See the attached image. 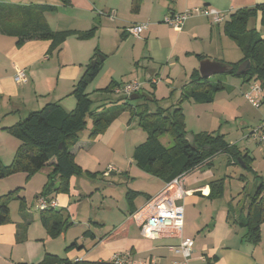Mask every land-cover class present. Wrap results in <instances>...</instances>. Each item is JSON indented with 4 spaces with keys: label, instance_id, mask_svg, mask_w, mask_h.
<instances>
[{
    "label": "crops",
    "instance_id": "crops-1",
    "mask_svg": "<svg viewBox=\"0 0 264 264\" xmlns=\"http://www.w3.org/2000/svg\"><path fill=\"white\" fill-rule=\"evenodd\" d=\"M0 3L52 6L45 17L54 31L82 32L96 27L94 36L80 39L72 34L57 49H51L49 39H31L17 46L14 36L0 31V160L10 164L20 141L6 128L48 102L58 101L67 111L73 110L76 99L71 93L95 54L97 58L103 57L99 58L103 63L94 80L102 77L97 90L114 80L123 84L136 79L144 82L146 77L139 79L132 68L120 72L112 63L106 64L109 54L119 55L129 36L140 38L145 41L149 54L146 58L151 62L181 65L185 75L183 92L192 73L199 69V60L210 58L227 63L242 59H236L239 57L235 48L228 60L224 57L227 55H219V43L230 41L221 25L236 9L252 7L264 0H141L137 12L132 9V0H0ZM205 6L222 12L224 22L215 23L211 17L198 13L190 15L180 28L166 21L170 15ZM142 22H147L148 27L140 36L127 31L129 26ZM206 40L210 42L209 48ZM215 42L218 48L212 46ZM198 44L205 47L199 49ZM199 54L205 58L200 59ZM18 69L26 73L22 83L14 79ZM150 82L158 85L155 78ZM249 86L248 82H243L240 88L231 85V89L235 88L231 95L244 96ZM154 93L158 100L168 95L163 93L160 97ZM88 125V134L81 132L71 149L84 173L70 178L68 191L50 194L57 201V209L72 221L58 238L50 237L42 225L41 210L35 201L44 191L55 159L29 177L18 172L0 179V195L21 188L20 196L26 200V208L21 210L15 197L10 203L11 221L0 225V264H39L47 253L70 261L81 259L80 264H110L116 252H131L136 260L157 256L164 263L181 258L169 249L170 245L179 244V238L147 239L128 221L137 208L166 185L165 180L140 168L133 159L135 147L147 137L137 117L123 112L95 138L89 137L90 119ZM222 157L228 159L227 168L236 164L229 154L220 153L183 175L188 192L177 202L184 207L182 235L195 240L190 264H264V223L261 240L255 244L247 237L248 228L236 221L241 202L236 204L229 193L230 175L219 177L221 166L216 163ZM222 178L225 192L218 196L212 192L211 182ZM140 181L141 185L133 186ZM119 226L126 232L114 233Z\"/></svg>",
    "mask_w": 264,
    "mask_h": 264
},
{
    "label": "trees",
    "instance_id": "trees-1",
    "mask_svg": "<svg viewBox=\"0 0 264 264\" xmlns=\"http://www.w3.org/2000/svg\"><path fill=\"white\" fill-rule=\"evenodd\" d=\"M140 6L141 0H132L133 11L137 12ZM52 9V6L45 4L0 3V31L14 36L17 46H22L31 39H49L52 41L51 49L60 48L72 34L80 39L94 36L96 27L82 32L54 31L45 17V13ZM258 14L261 15L264 24V3L236 9L230 13L223 25L224 33L238 44L244 54L237 62H223L230 67L227 73L242 77L244 82L248 83L253 81L264 83V36L256 27L248 26L250 19L257 17ZM96 56L97 54L92 57L73 88L71 95L76 99L73 110L67 111L58 101L48 102L42 108L31 111L23 120L6 128L19 139L20 144L10 164H4L0 160V179L18 172H25L29 177L55 159L52 173L49 174L44 191L39 196L51 200L52 192L68 191L70 178L84 173L75 162L71 149L79 141L88 120L92 121L89 137L95 138L104 133L126 111L137 117L138 125L147 134L146 139L134 149V161L140 168L166 182L220 153L229 154L236 164L242 163L245 168L250 167L251 156L248 153L242 155L235 145H231L224 135L217 131H200L194 134L193 143L186 139L183 100L212 102L217 92L226 89L223 81L212 82L210 78H203L199 69H196L184 86L182 96L169 107L160 106V100L155 97L154 92L142 95L140 91L136 93L139 94V98L146 97V101L138 106H132L129 102L130 97L114 96L115 89L123 84L115 80L98 89L94 93L95 96L91 97L88 87L98 76L103 63ZM198 57L205 58L201 54ZM246 59L252 62L250 69L242 75L237 74L239 65ZM166 135L171 139L170 145L162 141ZM224 180L225 178H222L211 182L212 192L218 196L225 192ZM20 191L21 188H16L0 195V225L11 221L10 203L15 197L20 201V209L26 208L25 197L20 196ZM263 193L264 182L257 187L249 201L241 206L236 219L237 223L248 228L247 237L255 244L262 237ZM40 220L52 238H58L72 225V221L64 216L62 210L51 206L41 210ZM128 221L133 222L132 215ZM115 232L126 231L123 226H119L115 228ZM82 261L81 259L70 261L56 254L47 253L39 264H80Z\"/></svg>",
    "mask_w": 264,
    "mask_h": 264
},
{
    "label": "rangeland",
    "instance_id": "rangeland-1",
    "mask_svg": "<svg viewBox=\"0 0 264 264\" xmlns=\"http://www.w3.org/2000/svg\"><path fill=\"white\" fill-rule=\"evenodd\" d=\"M223 29V24L221 25ZM249 27H256L260 34L264 35V24L261 20V15L250 19L248 23ZM143 36H141L142 38ZM229 42L224 41L223 44L219 43V53L216 50L214 55H227V57L233 56L234 48L237 51L236 59H240L244 56L243 51L238 44L232 39ZM210 42L206 40V46L209 48ZM203 44H198L199 49L205 47ZM218 48V44L212 43V46ZM212 51V50H210ZM137 53L136 58H132L133 54ZM148 50L145 49V41L140 40L133 36L128 37L127 43L124 47H121L119 55L109 54L106 60V64L114 65V69H118L122 72L124 69L132 68L133 73L138 72L139 79L146 77L142 82V88L140 94L148 95L151 92H156L158 96H162L163 93H168L166 97H161L159 105L163 107H169L172 103L178 100L182 96L183 68L178 63L175 66L171 64H162L151 62L146 56H148ZM236 61V60H234ZM105 62V61H104ZM175 62V61H174ZM200 67V60L198 68ZM190 77V76H189ZM101 78V79H99ZM96 81L91 83L88 91L91 97H94L97 91L96 85L102 77H99ZM131 77H128V79ZM152 78L158 80V85H154L150 82ZM212 82L223 81L227 89H223L215 94L212 102H196L193 99H184L182 102V108L185 114L186 131L188 133L197 134L200 131H217L224 135L226 140L235 145L236 149L241 152L242 155L248 153L251 156L249 161L250 167L245 168L241 163L231 165L227 168L228 159L222 157L217 161V166H221L219 177L229 174L230 178L227 183L229 186V193L233 195L234 201L237 204L240 203V207L247 203L250 196L253 195L257 187L264 182V148L262 144L256 142L252 137H248L250 131L259 126L264 118V104L261 106H255L251 104L243 95H231V92L235 91V88L231 89V85H236L240 88L243 85V78L234 76L228 73L215 74L210 77ZM104 83V82H103ZM103 87V86H101ZM230 87V88H229ZM238 88V89H239ZM96 89V90H94ZM245 90L244 92H246ZM120 94H115L114 96ZM146 97L141 96L138 99H129L132 106H138L143 104ZM155 107V105H154ZM91 121V119H90ZM142 132V129H139ZM86 135L89 132V125L82 131ZM147 134L145 133V136ZM162 141L170 145L171 139L168 135L162 138ZM225 158V159H224ZM244 175V180L240 181V176ZM112 177V176H111ZM118 178V176H114ZM141 181L133 184V186L141 185ZM264 195V193H263ZM31 200L29 194V201ZM33 200V199H32ZM34 201V200H33ZM36 204L37 200L35 199ZM87 207V206H85ZM86 211L84 209L83 213Z\"/></svg>",
    "mask_w": 264,
    "mask_h": 264
},
{
    "label": "built area",
    "instance_id": "built-area-1",
    "mask_svg": "<svg viewBox=\"0 0 264 264\" xmlns=\"http://www.w3.org/2000/svg\"><path fill=\"white\" fill-rule=\"evenodd\" d=\"M202 14L211 17L213 22L222 23L225 15L213 7H200L187 10L182 13L170 15L166 21L174 28H180L187 18L194 14ZM148 27L147 22L129 26L127 31L135 36ZM25 70L18 69L15 81L22 83L25 81ZM142 82L138 79L124 83L115 89L116 94L130 97L140 91ZM245 98L255 106L264 104V83L260 81L250 82L248 90L244 93ZM256 142L262 144L264 148V118L259 126L252 129L250 135ZM183 175L175 177L166 182L165 187L155 196L149 198L141 207L132 213V221L139 228L142 236L147 239L179 238V244L170 245L169 249L180 255V259H173L164 263L161 258L152 256L146 259H134L131 252H116L112 255L111 264H190V258L194 253L195 240L192 237L182 235L184 229V207L177 201L187 194L183 182ZM58 207L57 201L52 198L48 200L45 196L37 198V208L42 210L46 207Z\"/></svg>",
    "mask_w": 264,
    "mask_h": 264
},
{
    "label": "water",
    "instance_id": "water-1",
    "mask_svg": "<svg viewBox=\"0 0 264 264\" xmlns=\"http://www.w3.org/2000/svg\"><path fill=\"white\" fill-rule=\"evenodd\" d=\"M99 58L102 60L103 57L100 55ZM97 61V60H96ZM94 63V62H93ZM252 65L250 59L244 60L237 69V74L242 75L246 73ZM230 70V67L223 62L213 60L210 58H205L200 62L199 72L203 78H210L215 74L227 73ZM139 98V94L134 93L130 96V99L135 100ZM186 139L190 142H194V134H186Z\"/></svg>",
    "mask_w": 264,
    "mask_h": 264
}]
</instances>
